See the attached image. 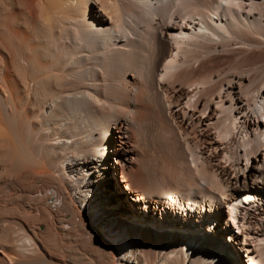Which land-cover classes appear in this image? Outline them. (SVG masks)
<instances>
[{
  "label": "bare ground",
  "instance_id": "1",
  "mask_svg": "<svg viewBox=\"0 0 264 264\" xmlns=\"http://www.w3.org/2000/svg\"><path fill=\"white\" fill-rule=\"evenodd\" d=\"M70 239L264 264V0H0V264Z\"/></svg>",
  "mask_w": 264,
  "mask_h": 264
},
{
  "label": "rangeland",
  "instance_id": "2",
  "mask_svg": "<svg viewBox=\"0 0 264 264\" xmlns=\"http://www.w3.org/2000/svg\"><path fill=\"white\" fill-rule=\"evenodd\" d=\"M115 156H113V155H111V157H110V161H111V163L113 164L114 163V161H115ZM121 186H122V184L121 183H119ZM117 219H119V218H117ZM121 220V219H120ZM39 230L40 231H42L43 230V228L42 227H40L39 228ZM71 234H72V232H71ZM70 241H71V250H69L68 252L69 253H71L72 255H73V257H76L77 258V261L80 263V264H84V263H86V261L84 260V257L81 255V254H78L77 253V251H76V253L74 252V247L76 246L75 244V242L73 241V240H71L70 239ZM50 245V244H49ZM48 245V246H49ZM53 245V244H52ZM51 246V245H50Z\"/></svg>",
  "mask_w": 264,
  "mask_h": 264
}]
</instances>
